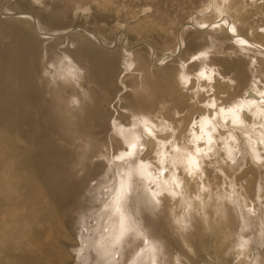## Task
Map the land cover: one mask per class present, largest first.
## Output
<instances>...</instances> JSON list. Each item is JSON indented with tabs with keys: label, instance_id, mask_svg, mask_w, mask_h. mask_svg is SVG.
<instances>
[{
	"label": "rangeland",
	"instance_id": "rangeland-1",
	"mask_svg": "<svg viewBox=\"0 0 264 264\" xmlns=\"http://www.w3.org/2000/svg\"><path fill=\"white\" fill-rule=\"evenodd\" d=\"M258 104L264 0H0V264H264Z\"/></svg>",
	"mask_w": 264,
	"mask_h": 264
},
{
	"label": "bare ground",
	"instance_id": "bare-ground-1",
	"mask_svg": "<svg viewBox=\"0 0 264 264\" xmlns=\"http://www.w3.org/2000/svg\"><path fill=\"white\" fill-rule=\"evenodd\" d=\"M245 5V4H244ZM237 36V35H236ZM209 71H211V70H209ZM206 72V71H205ZM213 73V72H212ZM207 74H209V73H207ZM213 75V74H212ZM201 76H203L202 74H201ZM207 77H208V75H206ZM216 76V75H215ZM180 77H182V76H180ZM204 78H205V76H203ZM185 78H187L188 79V77L186 76ZM210 79H211V77H209ZM214 78V77H213ZM184 79V78H183ZM186 80V79H185ZM180 82H181V80H180ZM258 96V95H257ZM256 96L255 97H253L252 99H249V100H244V99H242L240 102H237L236 104H235V106L234 107H228V108H221V109H219L218 108V111H216V118L214 119V120H210V119H206V121L205 122H203V124L201 125V126H199L200 127V130H199V133L198 132H196V134H195V136H194V139H195V141H197V144L199 145V142L200 141H202V142H200V144H202V147H204L205 149H208V148H211L212 149V151H217L220 147H219V144H214L213 142L214 141H216L217 139H219V135H220V129H219V127L221 126V127H229L227 130L229 131V134H226V135H228V136H226V137H221V141H222V146H221V148L224 150V152H225V154L228 156L227 158H235V159H237V155H238V153H240L241 151H243V152H246L245 150H247L248 148H250L251 150H253L252 149V145H251V140H252V138H251V140H247V141H245L244 143H243V145L240 143H238L237 144V147H238V149L239 150H241V151H239L238 153H237V150L235 149L234 150V148H232V138H234V139H236L237 138V135H236V129H242V130H245V129H247V128H251L252 126H250V124H248L247 123V121H246V123H245V121H244V118H245V116H246V112H245V110L244 109H242L243 107H245V106H249V104L250 103H256L257 101H256ZM259 103V102H258ZM215 104V103H214ZM257 104V103H256ZM259 105V104H258ZM210 106H212V105H210ZM209 108V107H208ZM206 110V109H205ZM216 110V109H215ZM258 111V112H257ZM257 113H260V116L262 117V121L260 120V122H262L263 123V125H264V104H262V105H259L258 106V109H257ZM206 114V113H205ZM213 115H214V113H213ZM215 116V115H214ZM247 117V116H246ZM260 117V118H261ZM142 118H144V117H142ZM228 118V119H227ZM203 119V118H202ZM230 119V120H229ZM246 119V118H245ZM141 121V120H140ZM199 121V120H198ZM197 121V122H198ZM202 120H200V122H201ZM229 121V122H228ZM142 122V121H141ZM142 124V123H141ZM144 124V123H143ZM249 125V126H248ZM262 125V126H263ZM143 126V125H142ZM264 128V127H263ZM118 129V132L120 133V134H122V136L124 137V139H126V141H127V143H128V146L131 148V151H132V149H135L137 146H138V138H137V134L135 133V132H133V131H129V132H127V133H125L124 132V130L122 131H120L119 129H121V128H117ZM199 129V128H198ZM223 129V128H222ZM213 131H217L218 132V134H217V136H218V138H216V135L214 134V132ZM238 131V130H237ZM241 131V130H240ZM243 132V131H242ZM246 133V132H245ZM127 134V135H126ZM193 136V135H192ZM240 137H242L241 135H240ZM255 138H258L259 139V141L260 142H262L263 143V145H264V134H262L261 132H259V134H257L256 136H255ZM233 139V140H234ZM242 139V138H241ZM190 140V139H189ZM244 140V139H243ZM246 140V139H245ZM255 140V139H254ZM239 141V140H238ZM140 142H142V141H140ZM253 143V142H252ZM236 144V143H235ZM257 144V143H256ZM197 145V146H198ZM235 146V145H234ZM140 147V146H139ZM202 147L200 146V149H202ZM262 147H264V146H262ZM220 148V150H222ZM256 148V147H255ZM199 149V148H198ZM204 150V149H203ZM219 150V151H220ZM223 150H222V152H223ZM263 150V149H262ZM211 151V152H212ZM219 151H217V152H219ZM255 151V150H254ZM175 152V151H174ZM200 152V151H199ZM202 152V151H201ZM207 152V150L205 151V153ZM248 152H250V153H252V151H248ZM133 153V152H132ZM182 153V152H181ZM204 153V152H203ZM213 153V152H212ZM256 153V152H255ZM255 153L253 152L251 155L253 156H255ZM176 154V153H175ZM192 154V153H191ZM262 154H264V153H262ZM131 155V154H130ZM130 155L127 157L128 159H129V164H135L136 162H137V157H135V158H130ZM178 156H181V155H179V153L177 154ZM221 155V154H220ZM241 155V154H240ZM259 156V155H258ZM176 157V156H175ZM183 157V156H182ZM242 157V156H241ZM240 157V158H241ZM256 157H257V155H256ZM229 158V159H230ZM258 158V157H257ZM127 159V160H128ZM177 159V158H176ZM180 159V158H179ZM181 160H182V158H181ZM180 160V161H181ZM185 160V159H184ZM239 160V159H238ZM250 160H251V158H250ZM253 160H256L255 158H252V161ZM125 161H126V159H125ZM231 161V160H230ZM240 161H241V159H240ZM257 161V160H256ZM256 161H254V163L256 162ZM179 161L177 160V163H178ZM182 162V161H181ZM238 163V162H237ZM183 164V163H182ZM242 164V163H241ZM240 164V165H241ZM232 165H233V163H232ZM236 166H237V164H235ZM127 166V165H126ZM138 166L139 167H142V166H140V164L137 162L136 163V167L138 168ZM134 167V166H133ZM132 167V168H133ZM131 168V169H132ZM236 168V167H235ZM143 170V169H142ZM235 170H237V168L235 169ZM144 171V170H143ZM139 172H140V169H139ZM146 173V172H145ZM129 174V173H128ZM128 174H127V176H128ZM147 175H148V173H146ZM143 177V176H142ZM149 177H150V175H149ZM170 178V177H169ZM165 179L166 180V182H167V180L168 181H171L170 179ZM116 180V179H115ZM148 180V179H147ZM126 181V180H125ZM127 182V181H126ZM159 182H161V181H159ZM165 182V181H164ZM168 184V183H167ZM166 184V185H167ZM146 186V185H145ZM165 186V185H164ZM245 186V185H244ZM245 188V187H244ZM244 191H245V189H244ZM241 192V191H240ZM243 194V193H242ZM244 196V195H243ZM239 198V197H238ZM234 199V198H233ZM237 200V199H236ZM245 208V207H244ZM248 210V209H247ZM242 214V213H241ZM245 215H246V213H245ZM248 215V214H247ZM243 216V215H242ZM245 218V217H244ZM118 219V218H117ZM102 222V221H101ZM113 222V223H112ZM115 219L114 220H112L111 222H109L110 223V225L112 224V226H115ZM117 223V222H116ZM101 225V224H100ZM100 229V228H99ZM104 234V233H103ZM100 240V244L97 242V245H99L100 247L97 249V251H100V253H102L104 250H103V247H101V244L102 243H104L105 242V240H104V238H102V239H99ZM101 240H102V242H101ZM103 240H104V242H103ZM84 242V241H83ZM107 243V242H106ZM103 246V245H102ZM103 250V251H102ZM100 255V254H99ZM100 259V258H99ZM103 260V259H102ZM142 260V259H141ZM140 261V260H139ZM144 262V261H143ZM140 263V262H139ZM142 264H144V263H142Z\"/></svg>",
	"mask_w": 264,
	"mask_h": 264
},
{
	"label": "snow or ice",
	"instance_id": "snow-or-ice-1",
	"mask_svg": "<svg viewBox=\"0 0 264 264\" xmlns=\"http://www.w3.org/2000/svg\"><path fill=\"white\" fill-rule=\"evenodd\" d=\"M193 127H195V125H193ZM243 245H241V247H242Z\"/></svg>",
	"mask_w": 264,
	"mask_h": 264
}]
</instances>
